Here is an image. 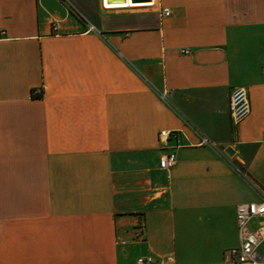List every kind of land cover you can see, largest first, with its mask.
Instances as JSON below:
<instances>
[{
	"label": "crops",
	"instance_id": "0c3cea01",
	"mask_svg": "<svg viewBox=\"0 0 264 264\" xmlns=\"http://www.w3.org/2000/svg\"><path fill=\"white\" fill-rule=\"evenodd\" d=\"M255 186L264 0H0V264H227Z\"/></svg>",
	"mask_w": 264,
	"mask_h": 264
},
{
	"label": "built area",
	"instance_id": "2783aa9c",
	"mask_svg": "<svg viewBox=\"0 0 264 264\" xmlns=\"http://www.w3.org/2000/svg\"><path fill=\"white\" fill-rule=\"evenodd\" d=\"M164 16H169V10H163ZM58 26L53 27L57 31ZM4 35V32H1ZM188 53V52H186ZM41 89L33 91L34 96H40ZM163 98L165 96L163 95ZM230 113L233 124L239 126L251 114V102L249 92L245 87H237L232 92L230 98ZM178 132L163 131L159 138L162 144H166L170 139L178 138ZM203 144L207 140L203 138ZM177 164V155L175 152L169 153L160 161L161 169L169 171ZM259 200L251 203H242L237 207V230L238 241L237 247L226 251L227 264H264V192L258 189ZM137 264H155L151 257L139 258ZM158 264H164L160 262Z\"/></svg>",
	"mask_w": 264,
	"mask_h": 264
},
{
	"label": "water",
	"instance_id": "95a60500",
	"mask_svg": "<svg viewBox=\"0 0 264 264\" xmlns=\"http://www.w3.org/2000/svg\"><path fill=\"white\" fill-rule=\"evenodd\" d=\"M108 4H127L128 0H105ZM134 2H151L152 0H133Z\"/></svg>",
	"mask_w": 264,
	"mask_h": 264
},
{
	"label": "rangeland",
	"instance_id": "374dc122",
	"mask_svg": "<svg viewBox=\"0 0 264 264\" xmlns=\"http://www.w3.org/2000/svg\"><path fill=\"white\" fill-rule=\"evenodd\" d=\"M257 189V188H256ZM259 189V188H258ZM261 190V189H260Z\"/></svg>",
	"mask_w": 264,
	"mask_h": 264
}]
</instances>
